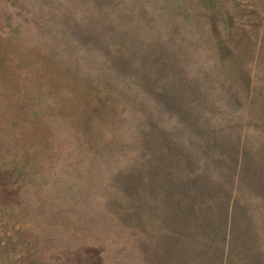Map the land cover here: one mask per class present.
Here are the masks:
<instances>
[{
	"label": "trees",
	"instance_id": "1",
	"mask_svg": "<svg viewBox=\"0 0 264 264\" xmlns=\"http://www.w3.org/2000/svg\"><path fill=\"white\" fill-rule=\"evenodd\" d=\"M242 2L11 4L14 10L28 7L16 27L37 33L54 58L72 60L95 90L96 103L105 99L110 105L111 96L121 95L117 109L126 117L136 115L130 140L135 135L136 152L145 151L156 163L150 164L147 187L166 197L161 210L144 212L139 222L155 227L152 249L139 251L150 254L153 264H264V80L251 79V54L260 47L264 60V36L237 26L245 17L239 13ZM8 39L12 36H0V52ZM124 94L155 113L132 107ZM161 169L169 176L162 186L153 183ZM8 171L9 179L21 177L25 166ZM120 183L129 211L137 186L128 178ZM122 214L115 215L117 222Z\"/></svg>",
	"mask_w": 264,
	"mask_h": 264
},
{
	"label": "rangeland",
	"instance_id": "2",
	"mask_svg": "<svg viewBox=\"0 0 264 264\" xmlns=\"http://www.w3.org/2000/svg\"><path fill=\"white\" fill-rule=\"evenodd\" d=\"M242 1L245 17L237 26L264 36V0ZM12 2L0 0V36L13 40L0 52V264H153L139 251L152 249L155 227L139 222L144 212L161 210L166 197L147 187L156 163L136 152L135 135L130 140L136 115L117 109L121 95L111 96L110 105L96 103L95 90L72 60L54 58L37 33L16 27L28 7L14 10ZM259 48L251 54L253 82V75L264 80ZM124 95L132 107L155 113L133 94ZM16 165L25 172L9 179ZM158 172L153 183L162 186L169 176ZM123 178L137 186L129 211L128 200L122 203ZM156 198L160 207L152 209Z\"/></svg>",
	"mask_w": 264,
	"mask_h": 264
}]
</instances>
